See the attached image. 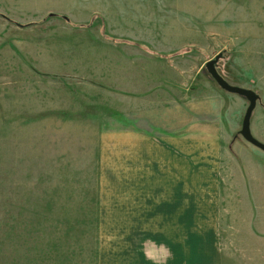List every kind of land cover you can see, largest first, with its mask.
I'll return each mask as SVG.
<instances>
[{
	"label": "rangeland",
	"instance_id": "374dc122",
	"mask_svg": "<svg viewBox=\"0 0 264 264\" xmlns=\"http://www.w3.org/2000/svg\"><path fill=\"white\" fill-rule=\"evenodd\" d=\"M0 9V264H264V152L240 135L249 102L206 69L222 53L221 76L259 95L264 144V0ZM105 60L122 79L101 83ZM132 127L150 147L126 145ZM147 152L153 177L180 161L181 179L130 181Z\"/></svg>",
	"mask_w": 264,
	"mask_h": 264
},
{
	"label": "crops",
	"instance_id": "0c3cea01",
	"mask_svg": "<svg viewBox=\"0 0 264 264\" xmlns=\"http://www.w3.org/2000/svg\"><path fill=\"white\" fill-rule=\"evenodd\" d=\"M0 12H4V11H2L0 9ZM0 16L3 19H5V20H8L11 17V16L5 15V14H0ZM20 28H21V26H20ZM141 49H140L141 53L145 52L146 54H148V50L146 51V49H144L143 47ZM103 63H104V65L99 67L100 75H101L100 78H101V80H103V81H101V83H104L106 81L107 77L110 78V79H114V80L123 78V77H121L119 75V70H118V68H119L118 65L120 63L119 61H114V60L106 61L105 60V61H103ZM133 63L131 64V67H129L130 64H128L126 62V75H125V79L124 80H125V85H126L127 92H131L132 91L131 88H133L135 85L139 84L138 82L135 81L134 72L133 71L131 72L130 69H129V68L133 69ZM62 65H64V63ZM140 67L142 69L145 68V66L142 63V61L139 62L138 65L136 66V69L138 70V72L140 71ZM88 68L89 67L82 66L79 63V72H78V74L82 73V72H80L81 69L86 70ZM91 68H95V66H93ZM105 70L107 72H105ZM94 74L96 75L97 73H94ZM106 75H107V77H106ZM110 81H112V80H110ZM140 87H142V86H140ZM132 95H134V94H132ZM144 95H145L144 92L138 94V96H141L143 100L145 99ZM136 98H139V97H136ZM131 110L134 111L133 109H131ZM135 111H136V113H138L137 112L138 109H136ZM142 111H144V109H142ZM158 113H160V111H158ZM163 113H164L163 116L167 115L166 111H163ZM157 115H159V114H157ZM173 115L175 116V113H173ZM127 132H128V130H127ZM131 133H132L131 134V139H129L126 142V145L129 146V148H132L133 150H137V149H144V148L147 149L148 147L151 146V142L148 140V138L144 137V135L142 134L143 131L140 133L138 129L134 130L133 127H132ZM168 144L173 145L175 147H176V145H178V147H180L179 146L180 142L176 141V140H173V141L169 140ZM149 155H150V152H147V157H135V158H133L134 156H132L133 159H132V165H131L132 169H131V174H130L131 178H129L130 181H134V182H136V181H148V180H169V181L173 180V181H175V180H180L181 179V176H180L181 163H180V161H177V162L174 161L173 164H170L171 167L169 168V170H167L168 174H165L164 178L160 177V176H158V178L153 177L155 171L152 168H150L151 160H150V156ZM171 157L176 158L175 153H174V155H172V153H171V155L168 158H171ZM142 186L143 187H140V188L143 190V192L142 193L135 192L136 194H146L144 192V190H148V187H146L145 184H142ZM134 187H135V185L132 186V188H134ZM173 193H174V191H173ZM146 195L149 196L148 193ZM170 195H171V193H170ZM174 196H175V194H174Z\"/></svg>",
	"mask_w": 264,
	"mask_h": 264
},
{
	"label": "water",
	"instance_id": "95a60500",
	"mask_svg": "<svg viewBox=\"0 0 264 264\" xmlns=\"http://www.w3.org/2000/svg\"><path fill=\"white\" fill-rule=\"evenodd\" d=\"M223 58V54H218L215 59L210 60L206 64V69L211 78L225 91L236 94L238 96H241L245 98L249 102V107L246 111L243 124H242V130L240 132V135L252 146L256 147L257 149L264 152V144L261 143L259 140H257L251 130V121L253 114L257 108L258 101L260 100L259 95L255 93L252 90H246L239 87H235L230 85L224 78L221 76L217 69V65L219 61Z\"/></svg>",
	"mask_w": 264,
	"mask_h": 264
},
{
	"label": "trees",
	"instance_id": "16d2710c",
	"mask_svg": "<svg viewBox=\"0 0 264 264\" xmlns=\"http://www.w3.org/2000/svg\"><path fill=\"white\" fill-rule=\"evenodd\" d=\"M68 22H69V20H68ZM78 27H85V26L84 25H78ZM87 27L90 28L91 26L90 25L89 26L87 25ZM104 32H105V30H104Z\"/></svg>",
	"mask_w": 264,
	"mask_h": 264
}]
</instances>
